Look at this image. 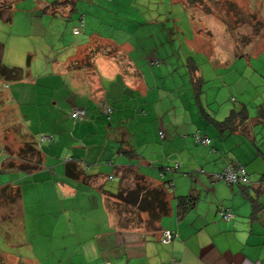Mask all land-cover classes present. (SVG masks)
I'll return each instance as SVG.
<instances>
[{"label":"crops","instance_id":"crops-1","mask_svg":"<svg viewBox=\"0 0 264 264\" xmlns=\"http://www.w3.org/2000/svg\"><path fill=\"white\" fill-rule=\"evenodd\" d=\"M192 3L198 9L197 0H39L21 8L26 38L2 52L24 78L0 79V111L8 116L0 113V126L14 136L0 138V264H264V75L254 85L240 79L263 70L254 57L262 61L264 49L221 38L224 22L208 9L196 13ZM1 17L11 25L16 14ZM65 20L72 21L70 40L44 38ZM199 20L206 34L196 30ZM199 54L226 62L237 76L236 95L216 86L209 102L205 77L219 72L213 64L204 72ZM166 61H177L192 85L174 94L169 119L154 105L156 81L170 70ZM193 76L204 84L194 87ZM54 79L80 103L72 96L47 104ZM219 98L235 103L224 119ZM76 108L86 110L84 119L72 117ZM243 109L247 120L222 124ZM15 139L24 144L18 154ZM39 156L36 169L18 167ZM13 161L18 165L9 167ZM230 164L250 183L219 178ZM190 195L195 204L181 214L178 198ZM154 199L169 211L151 223L153 209L142 204ZM113 203L120 205L115 215ZM227 209L231 220L221 215ZM165 231L174 234L168 243Z\"/></svg>","mask_w":264,"mask_h":264},{"label":"rangeland","instance_id":"rangeland-1","mask_svg":"<svg viewBox=\"0 0 264 264\" xmlns=\"http://www.w3.org/2000/svg\"><path fill=\"white\" fill-rule=\"evenodd\" d=\"M2 1H10V0H0ZM39 3V0H19L18 2L16 1V7L17 9L13 10H5L4 15L8 14H13L15 12L16 14V19L13 21V23L10 25V23L7 22V20L3 17L0 16V46L3 52L5 53V46H10L16 45L22 42L23 39L26 38L25 36V30H24V24L23 22L20 21V18L23 16L25 13L24 10H22V7H26L25 4L31 3ZM196 7L198 9L195 10V6H193V9L196 13H201L203 11L206 13V10L208 9L211 14L217 18H219L220 22H224L225 27L223 28V35L222 36L225 38H229L233 44L237 46H244L247 47L248 45L251 46L252 51H260L264 49V2L259 1V0H197V3H195ZM199 7L201 9H199ZM198 19V18H197ZM72 21H64L63 25L58 28V29H50L46 31V34L44 35V38L47 39L49 42L52 41V39H56L57 41L62 40V38H66V40H70L73 35H72V28L68 26L71 25ZM198 27H196V30H200L199 32L207 33L209 29L205 28L206 23L202 22L199 20L197 22ZM212 31V30H210ZM221 34V33H220ZM213 34H211L212 36ZM203 37H208L209 41L214 38H210L209 35H204ZM34 39V38H33ZM220 40V37H219ZM223 41V40H222ZM33 42H36L35 40ZM54 42V40H53ZM226 42V41H225ZM36 45H41V42L35 43ZM63 45V44H62ZM220 45V42H219ZM137 49H139L141 46L135 45ZM171 48L176 49L177 47L170 46ZM50 51V49H49ZM137 51L133 54H136ZM215 52L212 53L214 55ZM259 54L263 57L262 61H258L256 57H254V62L256 63V66L261 65L262 66V71L259 70L257 73H251L249 76H244L240 77V79L243 80H249L250 84H255L257 80H259V75H264V51H261ZM49 56H52L49 54ZM212 59L210 60L208 55L202 56L198 55V61L197 63L202 67L203 71L205 72V66L208 64H213V67H217V71L213 69V71L219 72L222 74L219 76H206L205 79L207 80L206 85H205V93L207 94L212 93L216 86L219 87H224V90L229 91V89L235 93V88H234V82L237 78V76L233 75V72L231 70H228L230 67H225L226 62H222L218 56H211ZM196 58V55H195ZM6 64L5 62H3ZM52 63V62H51ZM163 63V62H162ZM7 65V64H6ZM177 61H166L164 66L165 68L169 67L170 70H173L172 68H176L175 71H170L168 70V75H164L159 77L156 81V89L157 92H159L158 98L154 99L155 103L154 105L159 106V107H165V113L168 115L166 116V119H169L172 117L173 107L175 106L173 103L176 101L175 95H178L180 93H184L185 91H189V88H192L191 82H190V77L188 74L183 75V71L178 70L177 67ZM212 66V65H211ZM255 66V67H256ZM11 67V66H10ZM13 67V66H12ZM172 73V75H169ZM122 79V78H121ZM52 83L49 86V91H48V96H47V104H50L54 98L56 97H61V98H67L71 99L72 96L75 97L74 93L71 90V87H68L67 89H61L57 88V85L55 83ZM259 88L254 90V94H257ZM192 92L193 89H190ZM263 94L258 95L259 97H262ZM213 95L209 94L210 101L209 102H214L213 99L211 100V97ZM77 97H75V100L73 103L78 104L80 101H77ZM186 99V96L184 97ZM149 100L153 101L152 98L149 96ZM232 99L229 98V100L226 103H230L229 105H226V103H222L223 100L219 98V118H225L228 114L229 111L234 107L235 103L231 101ZM153 101V102H154ZM186 105H189L188 102ZM214 105V104H213ZM225 106L228 107V109L225 110ZM230 106V107H229ZM254 106V104H253ZM43 102H42V107L40 109H43ZM190 110L192 113L198 112L197 106L196 105H189ZM162 111V110H161ZM172 112V113H171ZM2 119L8 118L6 111L1 112ZM35 113V111H34ZM38 113V112H37ZM14 117V115H13ZM49 117V116H48ZM48 117H42V123L45 126L48 121L46 118ZM17 123H20L23 121V117L21 115H17L14 117ZM30 122V121H29ZM35 123L40 122V119H34ZM0 138L6 139L8 142L11 137H14L12 133H9L7 125L5 126H0ZM11 136V137H10ZM9 137V138H8ZM262 140V145L263 144ZM15 144L14 146V152L15 154L19 153L21 150V146H23V142L20 141L19 139L14 140ZM5 145V144H4ZM3 145V146H4ZM5 147V146H4ZM17 158V157H16ZM19 162V161H17ZM192 175V176H191ZM193 173L187 174V176L190 177H195L193 176ZM204 192L202 191V195L207 197L212 196V191H208L206 188H203ZM120 205L113 203L112 208L114 209V215L119 211L120 212ZM122 214V213H121Z\"/></svg>","mask_w":264,"mask_h":264},{"label":"trees","instance_id":"trees-1","mask_svg":"<svg viewBox=\"0 0 264 264\" xmlns=\"http://www.w3.org/2000/svg\"><path fill=\"white\" fill-rule=\"evenodd\" d=\"M16 0H10V1H0V16H3V13L5 10H12L14 3ZM2 52L3 50L1 49L0 46V79H5L7 81H19L21 79L24 78V70L21 67H9L7 65H5L2 61ZM190 62L192 63L191 66L193 68L196 69L197 65H195L194 59H191ZM192 78V84L194 87L199 88L203 83V80L201 77L199 78H195L194 76L191 77ZM248 119V112L246 109H243L241 111H235L232 110V112L230 113V115L227 117V119L222 122L223 125H229L232 126L237 122H241V121H245ZM35 147L31 146L30 150H34ZM35 151V150H34ZM41 162L40 156H39V161L37 160L36 163H32V164H28V163H21L20 166L21 169H23L24 171H32L34 169L37 168V165H39ZM16 164V165H15ZM18 164L15 163L13 161V163H9V167H14L17 166ZM249 180V178H248ZM250 183V180H249ZM179 208L181 210V214H183L186 209H188L189 207H191L192 205L195 204L196 198L192 195L190 196H183V197H179ZM147 200H145V203L142 204V207H144L143 209H146L148 207V209H153L151 211V218H150V222L154 223V221L160 219L162 216L166 215L168 213V206L166 208V206H163L158 200L154 199L152 205L150 206L148 204V206L146 205ZM145 204V206H144Z\"/></svg>","mask_w":264,"mask_h":264},{"label":"built area","instance_id":"built-area-1","mask_svg":"<svg viewBox=\"0 0 264 264\" xmlns=\"http://www.w3.org/2000/svg\"><path fill=\"white\" fill-rule=\"evenodd\" d=\"M75 33H79L78 28L75 29ZM110 112H111V109L108 108L107 114L110 115ZM72 117L75 118L76 120L84 119L86 117V110L84 108H76L72 112ZM42 139L46 140L47 137L43 136ZM198 140L205 143V144L210 143V139L207 136L198 137ZM173 169H178V167L177 166L175 168L168 167V168H164L163 170L164 171H171ZM218 177L226 180L230 184H234V183H238V182L249 183V180H248V177H247L245 170L243 168L239 169L236 166H234L233 164H230L225 169V171L223 173L219 174ZM221 215H223L225 220H231L234 218V214L229 209L222 211ZM173 239H174V234L172 231H165L164 232L163 239H162L164 243H168V242L172 241Z\"/></svg>","mask_w":264,"mask_h":264}]
</instances>
